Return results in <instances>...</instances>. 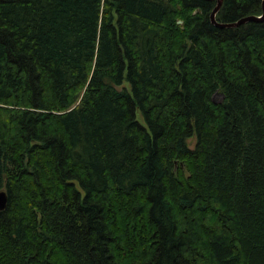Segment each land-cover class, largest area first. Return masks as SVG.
Masks as SVG:
<instances>
[{"label": "trees", "instance_id": "trees-1", "mask_svg": "<svg viewBox=\"0 0 264 264\" xmlns=\"http://www.w3.org/2000/svg\"><path fill=\"white\" fill-rule=\"evenodd\" d=\"M216 4L0 0V264H264V21Z\"/></svg>", "mask_w": 264, "mask_h": 264}, {"label": "water", "instance_id": "water-1", "mask_svg": "<svg viewBox=\"0 0 264 264\" xmlns=\"http://www.w3.org/2000/svg\"><path fill=\"white\" fill-rule=\"evenodd\" d=\"M223 4V0H217V4L214 7V9L212 10L211 14H210V18L213 24H215L216 26L220 27V28H226V27H237L241 24L250 22V21H255V22H259V21H264V0L262 2V9L263 12L260 15H256V14H250L247 16H243L242 18H240L237 21L234 22H219L216 19V15L219 12V10L221 9ZM182 21H179V23H181ZM216 98V96H215ZM8 204V194L5 190H0V210H4L7 207Z\"/></svg>", "mask_w": 264, "mask_h": 264}, {"label": "rangeland", "instance_id": "rangeland-1", "mask_svg": "<svg viewBox=\"0 0 264 264\" xmlns=\"http://www.w3.org/2000/svg\"><path fill=\"white\" fill-rule=\"evenodd\" d=\"M216 99H220V96L218 95V96H216ZM188 144H189V146L191 147V148H193L194 146H195V144H196V137L194 136V137H192V138H189L188 139ZM5 190V189H4Z\"/></svg>", "mask_w": 264, "mask_h": 264}]
</instances>
